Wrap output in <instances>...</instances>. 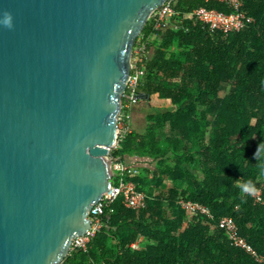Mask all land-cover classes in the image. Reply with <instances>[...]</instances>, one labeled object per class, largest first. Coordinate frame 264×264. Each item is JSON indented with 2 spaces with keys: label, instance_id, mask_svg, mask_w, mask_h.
<instances>
[{
  "label": "trees",
  "instance_id": "trees-1",
  "mask_svg": "<svg viewBox=\"0 0 264 264\" xmlns=\"http://www.w3.org/2000/svg\"><path fill=\"white\" fill-rule=\"evenodd\" d=\"M241 2L254 22L227 35L193 19L165 29H155L152 18L146 23L149 56L139 90L173 108L149 114L142 134H126L110 151L122 162L126 155L149 159L128 176L145 206L126 207L118 196L86 249H73L60 264H260L219 226L221 217L233 218L264 255V202L240 193L243 184L263 185L264 200V158L254 156L264 144V0ZM200 6L231 11L213 0L175 2L180 15ZM180 199L205 205L212 218L189 216Z\"/></svg>",
  "mask_w": 264,
  "mask_h": 264
},
{
  "label": "water",
  "instance_id": "water-1",
  "mask_svg": "<svg viewBox=\"0 0 264 264\" xmlns=\"http://www.w3.org/2000/svg\"><path fill=\"white\" fill-rule=\"evenodd\" d=\"M165 1L0 0V264H60L90 227L132 48Z\"/></svg>",
  "mask_w": 264,
  "mask_h": 264
},
{
  "label": "built area",
  "instance_id": "built-area-1",
  "mask_svg": "<svg viewBox=\"0 0 264 264\" xmlns=\"http://www.w3.org/2000/svg\"><path fill=\"white\" fill-rule=\"evenodd\" d=\"M224 3L229 8L230 12H224L215 8H207L200 6L183 15L175 9L176 0H166L162 5L158 6L150 18L153 19L155 29H165L173 23H183L185 20H196L205 25L212 33L221 32L229 34L237 32L249 24L254 22V19L247 16L242 10L241 0H213ZM148 42L144 35L140 34L132 48V59L129 78L127 80L126 89L122 95L123 103L121 113L117 122L118 139L116 144L109 149L107 158L111 162V182L112 186L98 201L92 211L89 213L91 220L90 227L84 234L75 236L72 240L70 251L76 248L86 249L90 240L100 231L106 222L110 219V214L113 212L111 207L112 202L122 196L123 204L132 209H139L145 206L146 195L137 190L135 183L128 179V176L137 173L134 168L127 167L118 158L114 159L110 156V151L118 148L120 139L131 131L132 109L140 101L144 100L140 96L139 88L143 82L145 74V63L149 56L147 49ZM263 185L251 186L247 184L241 185L240 193L249 195L255 203H263L262 197ZM189 216L200 214L212 218L210 209L205 205L191 200L180 199L178 202ZM219 226L223 229L224 235L231 244L249 255L255 262L264 264V255L260 254L242 235L239 234V229L233 218L223 216L219 219ZM141 240L137 239L131 243L130 247L133 250L140 249Z\"/></svg>",
  "mask_w": 264,
  "mask_h": 264
},
{
  "label": "crops",
  "instance_id": "crops-1",
  "mask_svg": "<svg viewBox=\"0 0 264 264\" xmlns=\"http://www.w3.org/2000/svg\"><path fill=\"white\" fill-rule=\"evenodd\" d=\"M173 108L170 100L160 99L158 95L149 97V99H144L136 104L132 109V123H131V132L142 134L147 125V117L152 112L164 111L167 109ZM127 167L134 168L137 170L145 167L149 163L148 158L138 157L136 155H126L124 162ZM166 186L170 187L171 184L167 181Z\"/></svg>",
  "mask_w": 264,
  "mask_h": 264
},
{
  "label": "clouds",
  "instance_id": "clouds-1",
  "mask_svg": "<svg viewBox=\"0 0 264 264\" xmlns=\"http://www.w3.org/2000/svg\"><path fill=\"white\" fill-rule=\"evenodd\" d=\"M6 26L11 27V18L9 17L5 21ZM255 158H264V144H259L255 153H254Z\"/></svg>",
  "mask_w": 264,
  "mask_h": 264
}]
</instances>
